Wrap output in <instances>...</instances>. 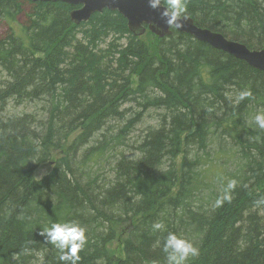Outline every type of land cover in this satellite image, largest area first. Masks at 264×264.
Listing matches in <instances>:
<instances>
[{
  "label": "trees",
  "instance_id": "16d2710c",
  "mask_svg": "<svg viewBox=\"0 0 264 264\" xmlns=\"http://www.w3.org/2000/svg\"><path fill=\"white\" fill-rule=\"evenodd\" d=\"M75 8L0 0V264H62L39 233L70 222L78 264H166L169 233L199 249L187 264H264V72L174 30L135 36L117 12L74 25ZM184 16L264 48V0Z\"/></svg>",
  "mask_w": 264,
  "mask_h": 264
},
{
  "label": "water",
  "instance_id": "95a60500",
  "mask_svg": "<svg viewBox=\"0 0 264 264\" xmlns=\"http://www.w3.org/2000/svg\"><path fill=\"white\" fill-rule=\"evenodd\" d=\"M17 1V0H16ZM30 3H63L76 7L69 14L74 25L87 22L92 15L103 10L117 12L126 21L128 31L135 36H142L146 30L162 39L171 34V30L193 37L211 48L221 51L237 60L245 62L251 68L264 72V48L250 50L243 44L224 38L217 32L196 26L192 19L184 16V27L175 29L167 27L160 18L162 9L152 10L148 0H25Z\"/></svg>",
  "mask_w": 264,
  "mask_h": 264
},
{
  "label": "clouds",
  "instance_id": "9594fccd",
  "mask_svg": "<svg viewBox=\"0 0 264 264\" xmlns=\"http://www.w3.org/2000/svg\"><path fill=\"white\" fill-rule=\"evenodd\" d=\"M189 0H148V7L152 10L162 9L160 18L164 20L167 27L180 29L184 27L182 18L187 12ZM252 98L250 90H244L238 94V102ZM251 123L264 131V111L256 114ZM256 139H259L258 137ZM237 187L236 180H230L222 189V195L215 201L214 207H222L225 202L230 203L232 193ZM258 205L264 204V200L258 201ZM153 231H164L165 225L156 222L152 225ZM45 243L52 245L60 253L59 260L62 264H78L79 253L87 244L86 230L78 223H53L50 227L40 231ZM166 264H187L190 258L199 256V249L187 239L169 233L163 243Z\"/></svg>",
  "mask_w": 264,
  "mask_h": 264
},
{
  "label": "rangeland",
  "instance_id": "374dc122",
  "mask_svg": "<svg viewBox=\"0 0 264 264\" xmlns=\"http://www.w3.org/2000/svg\"><path fill=\"white\" fill-rule=\"evenodd\" d=\"M6 31H7L6 24L3 22H0V38L5 35ZM50 167L51 166L48 164H43V165L37 167L33 173V178L35 180L40 179L41 177H43L45 174H47L51 170ZM114 245L112 246V248L114 247Z\"/></svg>",
  "mask_w": 264,
  "mask_h": 264
}]
</instances>
